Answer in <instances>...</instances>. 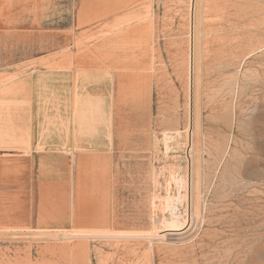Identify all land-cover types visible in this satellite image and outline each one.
<instances>
[{
    "label": "rangeland",
    "instance_id": "1",
    "mask_svg": "<svg viewBox=\"0 0 264 264\" xmlns=\"http://www.w3.org/2000/svg\"><path fill=\"white\" fill-rule=\"evenodd\" d=\"M11 2L16 87L78 58L76 97L41 84L38 120L78 127L79 171L41 226L36 178L0 158V264H264V0Z\"/></svg>",
    "mask_w": 264,
    "mask_h": 264
},
{
    "label": "crops",
    "instance_id": "2",
    "mask_svg": "<svg viewBox=\"0 0 264 264\" xmlns=\"http://www.w3.org/2000/svg\"><path fill=\"white\" fill-rule=\"evenodd\" d=\"M14 24L15 7L12 2L0 3V35L5 34L7 39L9 35L13 38L16 31ZM55 31L62 32V25ZM5 64L6 67L3 68L6 70L0 69V78H7V81L0 85V158L27 165L29 175L36 178L39 188L38 224L59 226L60 218L57 217L55 209H60V206L53 205L52 202L69 200L73 193L72 185L77 180L79 171L78 127L73 122H60L54 126H48L47 123L40 125L38 86L53 85L50 98L43 102L45 105L62 106L63 93L66 94V101L69 99L72 102L74 95L76 97L74 88L77 89L78 58L56 57L50 67L30 70L29 73L23 69L17 87L14 80L15 71L10 70L15 64L14 60L6 61ZM35 71H39L38 75L44 78L33 80ZM64 82H68L66 86ZM3 91L6 92L5 96H2ZM102 193L95 188L89 197L95 202H100ZM77 198H82L78 196V192ZM96 209L98 211L100 205ZM99 213L100 215L90 218L92 225L103 222L104 215L100 211ZM83 216L86 219V216ZM70 217L68 216V220L71 222L73 220ZM84 219L81 221H87ZM20 261L13 260L9 264H28L25 259Z\"/></svg>",
    "mask_w": 264,
    "mask_h": 264
},
{
    "label": "bare ground",
    "instance_id": "3",
    "mask_svg": "<svg viewBox=\"0 0 264 264\" xmlns=\"http://www.w3.org/2000/svg\"><path fill=\"white\" fill-rule=\"evenodd\" d=\"M173 222H174V221L170 222V223H172V224H170V225H172V226L174 227V225H175L176 223L174 224ZM168 224H169V223H168ZM176 225H177V224H176ZM178 226H179V225H178ZM176 227H177V226H176Z\"/></svg>",
    "mask_w": 264,
    "mask_h": 264
}]
</instances>
